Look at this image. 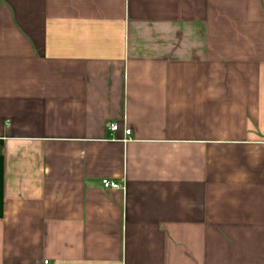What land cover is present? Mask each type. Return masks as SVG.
I'll return each mask as SVG.
<instances>
[{"label": "crops", "instance_id": "obj_1", "mask_svg": "<svg viewBox=\"0 0 264 264\" xmlns=\"http://www.w3.org/2000/svg\"><path fill=\"white\" fill-rule=\"evenodd\" d=\"M0 264H264V0H0Z\"/></svg>", "mask_w": 264, "mask_h": 264}, {"label": "built area", "instance_id": "obj_2", "mask_svg": "<svg viewBox=\"0 0 264 264\" xmlns=\"http://www.w3.org/2000/svg\"><path fill=\"white\" fill-rule=\"evenodd\" d=\"M108 131L110 133H114L117 131V125L115 124H110L108 125ZM124 136L128 138L130 136V131L125 129L124 131ZM101 185L104 189H118V185L114 182L103 180L101 181Z\"/></svg>", "mask_w": 264, "mask_h": 264}]
</instances>
